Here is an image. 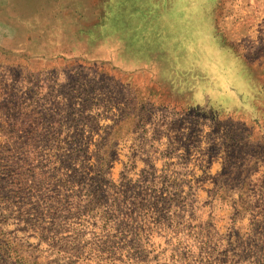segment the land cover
Returning a JSON list of instances; mask_svg holds the SVG:
<instances>
[{"label": "rangeland", "instance_id": "obj_1", "mask_svg": "<svg viewBox=\"0 0 264 264\" xmlns=\"http://www.w3.org/2000/svg\"><path fill=\"white\" fill-rule=\"evenodd\" d=\"M82 6L0 23V264H264V0Z\"/></svg>", "mask_w": 264, "mask_h": 264}, {"label": "crops", "instance_id": "obj_2", "mask_svg": "<svg viewBox=\"0 0 264 264\" xmlns=\"http://www.w3.org/2000/svg\"><path fill=\"white\" fill-rule=\"evenodd\" d=\"M84 3L90 5L95 0H0V23H13L28 37L71 34L84 36L88 41V37L98 34V27L86 22L91 8L83 7ZM0 25L3 33L4 29H11Z\"/></svg>", "mask_w": 264, "mask_h": 264}, {"label": "bare ground", "instance_id": "obj_3", "mask_svg": "<svg viewBox=\"0 0 264 264\" xmlns=\"http://www.w3.org/2000/svg\"><path fill=\"white\" fill-rule=\"evenodd\" d=\"M198 56V55H197ZM200 59V58H199Z\"/></svg>", "mask_w": 264, "mask_h": 264}]
</instances>
